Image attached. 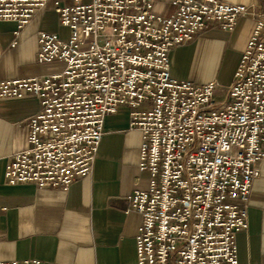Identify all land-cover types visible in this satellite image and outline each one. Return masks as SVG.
Listing matches in <instances>:
<instances>
[{
  "label": "built area",
  "instance_id": "2783aa9c",
  "mask_svg": "<svg viewBox=\"0 0 264 264\" xmlns=\"http://www.w3.org/2000/svg\"><path fill=\"white\" fill-rule=\"evenodd\" d=\"M48 0H0V20L27 24ZM157 3L161 8L156 9ZM67 38L41 30L40 75L0 81V98L34 96L29 147L6 163L8 184L66 190L93 166L104 118L129 108L146 184L127 196L141 216L137 264H237L257 163L264 160V0L223 101L218 83L171 75L169 52L209 24L231 31L250 7L225 0H72ZM169 7L171 10L169 11ZM0 264H42L38 258Z\"/></svg>",
  "mask_w": 264,
  "mask_h": 264
},
{
  "label": "crops",
  "instance_id": "0c3cea01",
  "mask_svg": "<svg viewBox=\"0 0 264 264\" xmlns=\"http://www.w3.org/2000/svg\"><path fill=\"white\" fill-rule=\"evenodd\" d=\"M56 1L72 3L48 0L20 28L13 20H0V81L57 69L58 64L36 61L39 31L68 37V27L59 24ZM225 1L249 6V14L239 17L231 31L209 24L169 52L174 78L216 81L215 95L221 90V101L260 10V0ZM160 8L157 3L156 9ZM39 108L34 96L0 98V261L38 258L42 264H137L135 236L141 216L129 209L127 196L145 186L147 173L138 170L141 137L138 130L129 128V108L121 105L105 116L91 171L68 189L8 184L6 163L29 147V119ZM257 167L259 175L248 201V227L235 235L237 264H264V160Z\"/></svg>",
  "mask_w": 264,
  "mask_h": 264
},
{
  "label": "rangeland",
  "instance_id": "374dc122",
  "mask_svg": "<svg viewBox=\"0 0 264 264\" xmlns=\"http://www.w3.org/2000/svg\"><path fill=\"white\" fill-rule=\"evenodd\" d=\"M222 98H223L222 91H221V90H218V91L216 92L215 99H216L217 101H221Z\"/></svg>",
  "mask_w": 264,
  "mask_h": 264
}]
</instances>
